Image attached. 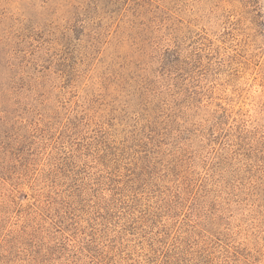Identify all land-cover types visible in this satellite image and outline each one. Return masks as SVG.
<instances>
[{"label":"rangeland","instance_id":"374dc122","mask_svg":"<svg viewBox=\"0 0 264 264\" xmlns=\"http://www.w3.org/2000/svg\"><path fill=\"white\" fill-rule=\"evenodd\" d=\"M0 264H264V0H0Z\"/></svg>","mask_w":264,"mask_h":264}]
</instances>
